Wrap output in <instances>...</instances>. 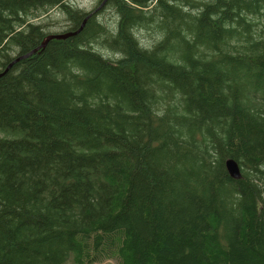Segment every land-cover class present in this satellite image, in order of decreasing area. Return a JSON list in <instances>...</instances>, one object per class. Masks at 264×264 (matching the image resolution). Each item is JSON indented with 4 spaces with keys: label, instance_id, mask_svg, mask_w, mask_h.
Here are the masks:
<instances>
[{
    "label": "trees",
    "instance_id": "trees-1",
    "mask_svg": "<svg viewBox=\"0 0 264 264\" xmlns=\"http://www.w3.org/2000/svg\"><path fill=\"white\" fill-rule=\"evenodd\" d=\"M70 2L0 0V264H264V0Z\"/></svg>",
    "mask_w": 264,
    "mask_h": 264
},
{
    "label": "rangeland",
    "instance_id": "rangeland-1",
    "mask_svg": "<svg viewBox=\"0 0 264 264\" xmlns=\"http://www.w3.org/2000/svg\"><path fill=\"white\" fill-rule=\"evenodd\" d=\"M95 1H97V0H71L70 4L71 5L74 4V6L77 7L79 10L87 11V9L91 8V5ZM52 14L56 15V16L58 15L56 11L50 10L46 16H50L51 19H52L53 18ZM54 19L58 20V21H54L52 23L49 22V24H51L52 26L50 28H48V33H51V34L52 33H60L61 30L63 29V28H60V27L64 25V24H60V23L63 22V18L61 16L54 17ZM37 20L38 19H34V20H32V22L34 23ZM47 23H48V20H46L44 24H47ZM38 25H39V23H38Z\"/></svg>",
    "mask_w": 264,
    "mask_h": 264
},
{
    "label": "water",
    "instance_id": "water-1",
    "mask_svg": "<svg viewBox=\"0 0 264 264\" xmlns=\"http://www.w3.org/2000/svg\"><path fill=\"white\" fill-rule=\"evenodd\" d=\"M72 36V33H67V34H59V35H49L47 36L43 43L41 44V47H44L46 45L47 42L51 41V40H65L66 38ZM2 75H0L1 77ZM225 167H226V171L228 173V175L235 179L238 180L241 178V174L239 171V166L236 164V162H234L233 160H228L225 163Z\"/></svg>",
    "mask_w": 264,
    "mask_h": 264
},
{
    "label": "bare ground",
    "instance_id": "bare-ground-1",
    "mask_svg": "<svg viewBox=\"0 0 264 264\" xmlns=\"http://www.w3.org/2000/svg\"><path fill=\"white\" fill-rule=\"evenodd\" d=\"M121 22V21H120ZM241 171V170H240Z\"/></svg>",
    "mask_w": 264,
    "mask_h": 264
}]
</instances>
